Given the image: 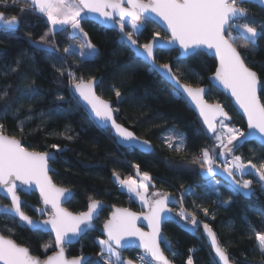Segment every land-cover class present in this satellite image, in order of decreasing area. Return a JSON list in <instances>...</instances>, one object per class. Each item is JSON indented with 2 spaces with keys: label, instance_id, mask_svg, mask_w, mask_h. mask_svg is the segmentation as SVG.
Listing matches in <instances>:
<instances>
[{
  "label": "snow or ice",
  "instance_id": "6c2138e0",
  "mask_svg": "<svg viewBox=\"0 0 264 264\" xmlns=\"http://www.w3.org/2000/svg\"><path fill=\"white\" fill-rule=\"evenodd\" d=\"M251 2L252 0H0V8L4 9L14 8L17 4L24 5L20 8L21 16H9L5 11H0V30L9 36L15 35L21 17L27 11L46 17L51 28L34 43V47L46 57L58 60L61 67L57 71L64 77L63 65L68 57H77L80 62L86 63L99 55L96 45L81 27L86 14H94L105 28H118L121 43L127 45L133 58L145 64L150 74L167 85L173 98H186L198 111L202 126L206 128V135L213 143L202 147L199 154L192 157L191 163L199 166L208 178L206 183L211 184L219 197L221 182L212 178L226 173L230 181L225 186L231 194L249 197L253 195V181L244 179V176L252 171L260 182H264V161L257 165L252 160L245 162L240 155L235 154L250 139H257L264 145V102L261 95H258V89L264 88V82L257 71L253 70V66H250L247 54L240 50H255L258 48V41L264 39V24L251 19L249 9L245 6ZM261 2L264 3V0ZM155 19L162 22L167 34L162 35L157 31L149 41L140 43L138 37ZM66 28L71 29L70 37L79 40L80 44L78 48H63L64 57L61 58L56 55L60 48L49 37L50 34L54 37L58 29ZM164 51L176 52L174 62H158L157 52ZM209 53L218 62L210 83L234 98L235 104L247 118V133L230 126L227 121L231 120V116L225 108L219 103H209L205 99L207 90L198 85L193 86L182 72V68L193 71L188 62ZM16 63L17 67L12 68V72H16L20 66L19 60ZM260 67L264 68V65ZM67 79L71 97L78 107L86 110L96 127L111 132L116 142L122 146L152 151L149 140L141 139L134 130L118 122L115 113L119 112V107H114L111 101L97 94L102 81L95 77H78L71 68L67 69ZM113 91L117 105L123 103L121 91L118 88ZM40 95V90L32 87L18 89L16 96H11L7 90L0 91V101L4 102L0 112L6 117L15 109L13 115L19 120L24 103H31ZM57 99L63 101L65 97L58 94ZM48 115L51 117L53 113ZM26 116L28 119L33 118L31 108ZM18 127L20 132L24 131L22 120ZM6 132L5 124L0 123V197L10 201V204L0 205V217L33 232L50 229L55 234L54 243L58 251L42 261L33 256L28 248L0 234V264H88V258L83 255L68 259L65 248L94 227L93 222L99 219L104 207L102 201L90 198L88 210L78 215L67 211L62 203L71 198L72 193L66 188L57 187L49 175L53 171L50 163H56L59 159L57 153H62L63 150L53 144L56 153L30 151L20 139ZM63 135L65 139H72L67 133ZM160 139L174 152L180 153L185 149L186 136L175 129H165ZM133 167L136 169V178L131 175L121 178L118 172L113 171L114 182L130 197L139 200L147 212L142 215L127 209H115L112 212L111 217L103 224L106 239L98 240L100 261L96 264H134L133 259L125 260L121 253L122 249L132 247L143 249L144 255L138 257L142 264H173L161 249L163 243L171 251L167 238L162 235L161 225L167 221L176 222L175 218L178 217L179 221L184 222V230L195 234L200 229L202 222L198 220L195 208L189 211L184 207V198L191 193V189L182 193L179 201L173 200L170 194L157 190L149 195V189H155L153 178L148 172H141L139 165ZM33 189L39 191L44 205L33 211L41 216L47 214L48 219L36 221L24 211L25 204L19 193L30 194ZM175 203H179L180 207L173 216V209L169 204ZM217 203L226 207L232 201L229 199L221 204L218 199ZM199 211L205 217L211 215L206 207H199ZM141 220L147 222L150 231H142L137 226V222ZM202 227L215 256L222 264H230V257L212 227L208 223H202ZM8 231L14 229L9 227ZM249 231L254 234L257 248L264 256V232L257 231L254 227ZM49 247L51 245L45 246V252ZM193 251L195 249H189V253ZM171 254L179 255L178 252ZM186 264H194L192 255H188Z\"/></svg>",
  "mask_w": 264,
  "mask_h": 264
},
{
  "label": "trees",
  "instance_id": "16d2710c",
  "mask_svg": "<svg viewBox=\"0 0 264 264\" xmlns=\"http://www.w3.org/2000/svg\"><path fill=\"white\" fill-rule=\"evenodd\" d=\"M23 6L17 4L11 9L0 8V11H5L9 16H21L20 8ZM245 6L249 9L251 19L264 24V9L251 4ZM81 27L96 45L99 55L86 63L80 62L77 57H68L63 65L64 77L57 71L61 67L59 61L46 57L32 45L51 28L46 17L27 11L21 17L15 35L9 36L0 30V91L7 90L11 96H16L18 89L32 87L38 88L41 93L31 103H24L19 120L13 115L15 109L6 117L0 112V117H4L0 118V123L5 124L6 134L20 139L31 151L56 153L53 144L63 150L62 153H57L58 161L51 163L55 170L52 179L56 185L74 192L72 200L66 206L68 210L75 214L86 212L91 199L100 200L104 205L96 222L98 230L88 232L79 243L66 247L68 258L91 256L92 260L88 264H96L100 257L98 240L103 239L100 229L109 219L112 209L144 212L140 203L114 182L112 175L116 171L121 178L129 175L136 178L133 165H139L141 172H148L153 178L155 189L150 188L151 191L170 194L175 201H179L181 194L191 189L194 195L189 193L185 196L184 207L189 211L195 208L198 220L212 227L233 264H264V256L257 248L254 234L249 231L254 227L257 231L264 232L263 182L259 181L254 172L246 174L244 179L253 181L254 192L250 198H245L240 194L233 196L219 180L218 197L211 184L202 178L199 166L191 163L192 157L213 141L208 138L206 129L185 99L173 98L171 89L150 74L145 64L133 58L129 48L122 45L121 37L116 31L106 30L89 20L83 21ZM157 31L166 35L154 22L148 24L138 37L140 43L149 41ZM70 32L71 29L66 28L57 31L54 37L50 34L49 38L54 39L60 48V52L56 53L58 57H64L65 47H79L80 41L72 39ZM240 50L247 54L250 66H253V70L257 71L264 82V68L260 67L264 65V39L258 41V48L255 50ZM175 56L174 51L157 53L159 63L174 62ZM18 60L20 66L16 72H12V68L17 67ZM188 64L193 71L182 68L188 82L193 86H210L209 79L214 75L217 62L207 55L192 59ZM68 68L78 77L101 78L102 84L97 88L98 95L113 102L114 107H119V112L116 113L118 122L134 130L141 139L149 140L154 147L152 154L146 155L135 149L120 147L110 132L96 127L90 121L88 113L83 107L77 106L69 93ZM114 88L122 93L124 102L119 105L116 103ZM58 94L65 99L58 100ZM260 95L264 102V88ZM206 100L223 105L231 116L230 125L247 132L243 118L222 92L211 86ZM3 103L0 101V109L3 108ZM29 108L32 109V119L26 116ZM50 112L53 113L51 117L48 115ZM20 120L24 122L23 132L18 127ZM165 129H175L176 132L185 134L186 144L182 152H174L161 142L160 137ZM65 133L71 135L72 139H65ZM235 154L240 155L245 162L252 160L257 165L264 161V147L255 142L244 143ZM217 162L220 163L219 160ZM19 195L25 202L26 214L34 219L49 217L33 211L44 207L38 194L20 192ZM218 199L221 204L229 199L232 203L221 207L217 203ZM0 202L10 204L2 198ZM201 206L208 208L211 215L205 217L199 211ZM179 207V203L172 205L174 214ZM175 221L167 222L163 228L171 246V251L168 246H163L169 260L173 264H186L188 255H192L194 264H218L203 238L202 223L200 229L193 234L184 230V222L179 221L178 217ZM9 227L14 231H8ZM188 227L190 229L191 225ZM0 234L28 248L33 256L41 260L56 251L50 234L32 232L24 226L17 227L16 223L3 217H0ZM46 245L51 247L45 252ZM189 249L195 251L189 253ZM135 252L137 251H121L125 260L132 259ZM172 252H178L179 255L173 256Z\"/></svg>",
  "mask_w": 264,
  "mask_h": 264
},
{
  "label": "water",
  "instance_id": "95a60500",
  "mask_svg": "<svg viewBox=\"0 0 264 264\" xmlns=\"http://www.w3.org/2000/svg\"><path fill=\"white\" fill-rule=\"evenodd\" d=\"M248 4H251V5H255V6H258V7H260L261 9H264V3H262L261 2V0H252V2L251 3H248ZM84 15V14H83ZM85 20H89V21H91V22H93V23H95V24H97V25H99L100 27H102V28H104V29H106V30H114V31H116L119 35H120V37H121V33L119 32V30H118V28H105L104 26H103V24L101 23V21L99 20V18H97V17H95V15L94 14H86V18H85ZM85 20H82L81 21V23L83 22V21H85ZM158 27H160L165 33H166V31H165V26L162 24V22H160L158 19H155V22H154ZM20 25V24H19ZM167 34V33H166ZM32 45L34 46V43H32ZM126 45V44H125ZM127 46V45H126ZM158 53V52H157ZM208 56L209 57H211V58H213L215 61H216V59L214 58V56L211 54V53H209L208 54ZM217 62V61H216ZM217 65H218V62H217ZM98 81H101V78H99V79H97ZM209 83H210V79H209ZM211 86L212 87H214L213 86V84L212 83H210V86H206V87H204L206 90H207V92H206V96H205V99H206V97H207V95H208V93H209V91H210V88H211ZM214 88H216V89H218L220 92H222L230 101H231V104H232V106L234 107V109L237 111V113L243 118V120H244V122H245V124H246V126H247V118H246V116H244V114H243V111L239 108V106L238 105H236L235 104V100H234V98H232L231 96H230V94L229 93H226V92H224L222 89H219V88H217V87H214ZM261 90H262V88L261 89H258V95H260V93H261ZM98 94V93H97ZM185 101L188 103V105L190 106V108L193 110V112L195 113V115L199 118V113H198V111L195 109V106L189 101V100H187L186 98H185ZM112 104H113V106H114V103L112 102ZM223 106V105H222ZM224 107V106H223ZM86 111V110H85ZM225 111H226V109H225ZM115 115H116V113H115ZM200 119V118H199ZM200 122H201V124H202V120L200 119ZM232 122V119L231 120H229V121H227V123L228 124H230ZM205 128V127H204ZM206 129V128H205ZM103 130V129H102ZM249 130H248V127H247V132H248ZM246 132V133H247ZM111 133V132H110ZM111 136L115 139V141H116V138L114 137V135L111 133ZM250 142H255V143H257L258 145H260L261 147H264V145H262L261 143H260V141L259 140H257V139H250L248 142H246V143H250ZM117 143V142H116ZM118 144V143H117ZM120 147H122V148H125V149H130V148H128L127 146H122V145H120V144H118ZM151 146H152V151L151 152H145V151H143V150H141L140 148H136L135 150H137V151H139V152H141V153H143V154H146V155H149V154H152L153 153V151H154V147H153V145L151 144ZM31 151V150H30ZM50 167L53 169V171H51L50 173H49V175L51 176V178H52V174L55 172V170H54V168L52 167V165H51V163H50ZM222 168L223 167H221V169H220V171H221V173H222ZM201 176H202V178L204 179V180H207L208 178L205 176V174L203 173V172H201ZM212 179H216V180H220L223 184H227L229 181H230V178H228L227 177V174L226 173H223V174H220V175H217V176H215L214 178H212ZM52 181H53V179H52ZM53 183H54V181H53ZM55 184V183H54ZM57 187H60V186H58V185H56ZM63 188V187H62ZM71 193H72V196H71V198H69V199H67V200H65V201H63V203H62V207H64L67 211H69V212H71L70 210H68L67 208H66V206L68 205V203L72 200V198H73V195H74V192L72 191V190H70V189H68ZM36 193V194H38V196H39V191L38 190H35V189H33L30 193ZM252 192H254V189H252ZM240 195H242V194H240ZM243 197H245L244 195H242ZM40 197V196H39ZM251 196H249V197H245V198H250ZM0 198H2V199H5L6 201H8L9 203H10V201L8 200V199H6V198H3V197H0ZM172 198V197H171ZM41 199V198H40ZM173 199V198H172ZM21 200L24 202V200L21 198ZM174 200V199H173ZM42 201V200H41ZM25 203V202H24ZM0 205H5V204H3V203H1L0 202ZM42 205H43V203H42ZM172 205L173 204H169V207L171 208L172 207ZM44 206V205H43ZM115 209H119V208H113L112 209V212L115 210ZM128 211H130V212H133V211H131V210H129V209H127ZM49 211H50V208H49ZM147 211H145V212H143V213H146ZM71 213H73V212H71ZM133 213H136V212H133ZM143 213H136L137 215H142ZM74 215H78V214H75V213H73ZM173 214V216H175V214H174V212L172 213ZM111 215H112V213H111ZM111 215H110V217H111ZM109 217V218H110ZM49 218V217H48ZM47 218V219H48ZM17 220H18V218H16ZM33 220H36V221H40V220H42V219H34L33 218ZM44 220V219H43ZM175 220H176V218H175ZM98 220H96V221H94L93 223H94V227L93 228H91V229H88L84 234H82L81 235V237L79 238V240L78 241H75V242H73L72 244H69V245H67L66 247H70V246H73V245H76L77 243H79V241L88 233V232H94V231H97L98 230V227H97V225H96V222H97ZM167 222H169V221H167ZM167 222H163L162 223V225H161V232H162V235L164 236V237H166L167 238V240H168V242H169V239H168V237L165 235V233H164V230H163V228H164V226H165V224L167 223ZM137 226L138 227H140L141 228V230L142 231H145V232H148V231H150V229L148 228V225H147V222L146 221H143V220H141V221H138L137 222ZM29 229V228H28ZM30 231H32L31 229H29ZM203 230V229H202ZM33 232V231H32ZM41 233H43V234H50L52 237H53V239H54V242H55V234L53 233V232H51L50 231V229L49 230H45V231H42ZM100 233H101V235L103 236V238L104 239H106V236H104L103 235V227L100 229ZM203 238H204V240L206 241V243H207V245L209 246V248L212 250V252H213V254H214V257H215V259H216V261H217V263L218 264H222V262H220L219 261V259H218V257H216L215 256V253H214V251H213V249L211 248V245H210V241H209V239L207 238V236H206V234L204 233V231H203ZM163 246H166L165 244H161V249H162V251H164L163 250ZM56 249V248H55ZM125 250H134V251H137V252H139V253H142V254H144V252H143V249H141V248H139V247H132V248H127V249H122L121 251H125ZM56 251H58V249H56ZM164 254H165V252H164ZM53 255V254H52ZM65 256L68 258V256H67V252H66V248H65ZM165 256H167L166 254H165ZM86 258H88V263L92 260V257L91 256H86ZM150 258V257H149ZM68 259H70V258H68ZM73 259V258H72ZM169 259V258H168ZM43 261V260H42ZM82 264H84V262H82ZM230 264H233L231 261H230Z\"/></svg>",
  "mask_w": 264,
  "mask_h": 264
},
{
  "label": "built area",
  "instance_id": "2783aa9c",
  "mask_svg": "<svg viewBox=\"0 0 264 264\" xmlns=\"http://www.w3.org/2000/svg\"><path fill=\"white\" fill-rule=\"evenodd\" d=\"M141 255H144L142 253H139V252H135L134 255H133V260L134 262L138 263V264H142V262L138 259L139 256ZM147 259H150L149 257Z\"/></svg>",
  "mask_w": 264,
  "mask_h": 264
},
{
  "label": "rangeland",
  "instance_id": "374dc122",
  "mask_svg": "<svg viewBox=\"0 0 264 264\" xmlns=\"http://www.w3.org/2000/svg\"><path fill=\"white\" fill-rule=\"evenodd\" d=\"M57 31H59V29L57 30ZM76 48H78V46H76ZM230 125V124H229ZM230 126H232V125H230ZM250 172H252V171H250ZM214 180H216V179H214ZM263 184H264V182H263ZM151 190L149 189V195H151ZM134 198V197H133ZM138 202H139V200H137ZM140 203V202H139ZM140 205H141V203H140ZM142 206V205H141ZM142 208L144 209V212L145 211H147V209L146 208H144L143 206H142ZM104 239V238H103ZM98 261H100V257L97 259V262ZM134 264H138V263H136V262H134Z\"/></svg>",
  "mask_w": 264,
  "mask_h": 264
},
{
  "label": "crops",
  "instance_id": "0c3cea01",
  "mask_svg": "<svg viewBox=\"0 0 264 264\" xmlns=\"http://www.w3.org/2000/svg\"><path fill=\"white\" fill-rule=\"evenodd\" d=\"M83 15V14H82ZM51 26V25H50ZM133 198V197H132ZM134 200H136L137 201V199L136 198H133ZM138 202V201H137ZM139 203V202H138ZM142 207V206H141Z\"/></svg>",
  "mask_w": 264,
  "mask_h": 264
}]
</instances>
